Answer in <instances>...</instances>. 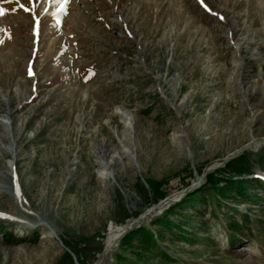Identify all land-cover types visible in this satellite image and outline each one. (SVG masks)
Here are the masks:
<instances>
[{
	"label": "rangeland",
	"instance_id": "1",
	"mask_svg": "<svg viewBox=\"0 0 264 264\" xmlns=\"http://www.w3.org/2000/svg\"><path fill=\"white\" fill-rule=\"evenodd\" d=\"M44 4L0 0V264H97L110 223L196 192L169 264H264V0Z\"/></svg>",
	"mask_w": 264,
	"mask_h": 264
},
{
	"label": "trees",
	"instance_id": "2",
	"mask_svg": "<svg viewBox=\"0 0 264 264\" xmlns=\"http://www.w3.org/2000/svg\"><path fill=\"white\" fill-rule=\"evenodd\" d=\"M234 162H236V164H233V167L237 171L245 172L250 170V167L247 166L245 162ZM226 167H228L227 164ZM247 182V180H234L232 178L224 180L225 185H218L216 187L215 197H212L211 199L219 205V200L224 196L226 197L227 195L230 196L229 194L235 195L237 193H242L240 188ZM155 187L156 186L153 185L154 196L152 197L153 199L150 200L154 202L164 197L163 194L159 192V190H157V187ZM142 190L145 194V189L143 188ZM231 190L234 191V194L231 193ZM196 193L189 194V196L183 202L175 204L174 206L169 208L164 215L160 216L159 218H156L155 221L149 224L153 225L155 223H158L160 225V228L152 229L150 226H142L126 233V235L122 238V241L120 242V252L116 255V264H146L145 261L152 258L158 259L157 264H169L171 261H175L170 254H168L165 250L161 248L160 243L161 240L164 239V236L167 232L170 234H177L175 232L176 227H178L179 230L183 229L184 231V227H186L187 229L188 222L186 223V220L181 221L185 223L184 225L179 224L173 218H171L170 214L176 212L177 209H183L189 204H191L193 199H195L194 197ZM214 209L215 210H213V213L216 215L218 211L217 208ZM188 215L189 214H186L184 216L186 217ZM229 226H231V224L228 225V227ZM182 233L183 232L180 231V234L177 235H183Z\"/></svg>",
	"mask_w": 264,
	"mask_h": 264
},
{
	"label": "bare ground",
	"instance_id": "3",
	"mask_svg": "<svg viewBox=\"0 0 264 264\" xmlns=\"http://www.w3.org/2000/svg\"><path fill=\"white\" fill-rule=\"evenodd\" d=\"M48 1V0H47ZM46 0H44V5H46ZM50 1V0H49ZM46 7V6H45ZM239 43H237V47H239ZM176 95V89L173 90L172 92V97L170 98V102L171 104H174V101H173V98L175 97ZM185 98V97H184ZM184 102L181 103L180 106H178V109L179 112L181 111V107L183 106ZM119 114L122 115L123 117V121L126 123V125L129 127L131 126L132 124V120H133V116H132V113L124 108H120L118 110ZM132 138V137H131ZM132 142V141H131ZM264 141L260 142V144H262ZM124 144V143H123ZM259 144V145H260ZM128 145V144H127ZM126 144L124 145V149L122 150V154H126V152L128 151L129 152V149H130V146L128 145L127 146ZM134 145V143H133ZM248 147L245 146L244 149ZM249 148V147H248ZM120 153V152H119ZM121 154V156H123ZM108 155V154H107ZM109 156V155H108ZM111 159V158H110ZM104 164H105V168L101 171V174L104 176V177H107L109 176L110 171L108 170L109 166H110V163L109 161L107 160H103L102 161ZM226 164V161L224 160L221 164L219 165H214V166H210L209 169H215L217 168L218 166H222V165H225ZM3 182V181H2ZM1 186V185H0ZM3 188V186H2ZM177 196H170L168 198H165L161 201L160 205L159 206H156V207H153L151 209H149L141 218L137 219V220H132L131 222H127L125 224H122V225H119V224H116V223H110L109 226H108V234L106 236V239H105V250H104V253H102V256L101 258L98 260V263L97 264H102V261L105 260L108 256H110L112 254V251L114 249V247L118 244L120 238H121V234L122 232L130 225L132 224H135V223H141V222H144L146 220L149 219V217H153L155 215H157L158 213L162 212V210L164 209L165 205H167L168 203H170L172 200H175ZM114 253V252H113Z\"/></svg>",
	"mask_w": 264,
	"mask_h": 264
},
{
	"label": "water",
	"instance_id": "4",
	"mask_svg": "<svg viewBox=\"0 0 264 264\" xmlns=\"http://www.w3.org/2000/svg\"><path fill=\"white\" fill-rule=\"evenodd\" d=\"M231 158V157H230ZM228 160V159H227ZM172 202H174V200H172L170 203H168L167 205H165V207L164 208H166L169 204H171ZM138 224H140V223H135V224H132V225H130V226H128L123 232H122V234H121V238H120V240L122 239V237H124L125 235H126V233H128L129 231H131L135 226H137ZM120 240H119V242H118V244L114 247V249H113V251L118 247V245L120 244ZM112 251V252H113ZM108 258V257H107ZM104 261V260H103ZM103 261H102V263H103Z\"/></svg>",
	"mask_w": 264,
	"mask_h": 264
},
{
	"label": "snow or ice",
	"instance_id": "5",
	"mask_svg": "<svg viewBox=\"0 0 264 264\" xmlns=\"http://www.w3.org/2000/svg\"><path fill=\"white\" fill-rule=\"evenodd\" d=\"M66 5H67V0H60V11L66 13ZM21 7H23V5H21ZM30 74H31V72H30ZM0 215H3V214L0 213Z\"/></svg>",
	"mask_w": 264,
	"mask_h": 264
}]
</instances>
